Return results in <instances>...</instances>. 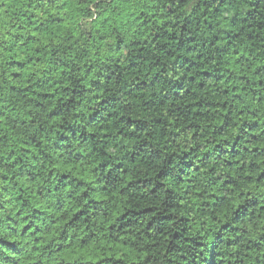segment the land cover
<instances>
[{"label": "trees", "instance_id": "1", "mask_svg": "<svg viewBox=\"0 0 264 264\" xmlns=\"http://www.w3.org/2000/svg\"><path fill=\"white\" fill-rule=\"evenodd\" d=\"M0 264H264V0H0Z\"/></svg>", "mask_w": 264, "mask_h": 264}]
</instances>
